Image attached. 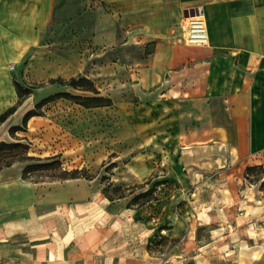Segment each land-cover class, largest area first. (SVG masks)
<instances>
[{
  "label": "crops",
  "instance_id": "obj_1",
  "mask_svg": "<svg viewBox=\"0 0 264 264\" xmlns=\"http://www.w3.org/2000/svg\"><path fill=\"white\" fill-rule=\"evenodd\" d=\"M67 1L0 0V67L39 44L50 18L71 14ZM103 1L124 43L141 48L131 75L141 140L154 146L141 152V177L151 173V155L165 166L158 177L171 186L162 208L192 211L202 207L204 189L221 195L241 187L248 165L264 166V0ZM195 13L205 18L206 44L185 40ZM5 77L0 71V83ZM11 105L0 92V113ZM4 123L0 141L12 136ZM40 190L14 164L0 169V264H141V233L115 234L98 203L50 204ZM239 252L248 264H263L257 245Z\"/></svg>",
  "mask_w": 264,
  "mask_h": 264
},
{
  "label": "rangeland",
  "instance_id": "obj_2",
  "mask_svg": "<svg viewBox=\"0 0 264 264\" xmlns=\"http://www.w3.org/2000/svg\"><path fill=\"white\" fill-rule=\"evenodd\" d=\"M64 8L71 14L50 18L39 44L0 67L6 76L0 83L3 99L7 97L12 105L20 100L17 110L2 124L4 134L9 125H21L24 114L49 95L60 91L92 94L52 79L85 75L112 103L87 107L73 98H57L44 104L16 137L2 136L28 144L30 155L58 154L62 168L84 169L89 176L55 179L53 169L24 175L27 162H15L22 177L41 187L42 202H95L103 223L105 218L108 222L113 219V233H141V264H248L250 259L241 257L239 249L255 245L264 249V208L259 207L264 203V170L247 174L246 167L242 186L231 194L202 190L201 208H162V198L171 186L158 177L165 166L154 163L151 155V173L141 177V152L151 153L154 147L141 140V97L135 93L131 75L141 61V48L124 43L125 34L103 0H68ZM15 81L25 88L21 96ZM235 171L242 174V169ZM236 176L230 174V181L235 183ZM161 180L165 182L155 193L139 195ZM251 183H258L260 191H251ZM155 194L158 200L153 198ZM145 199L149 200L143 204ZM129 211L131 216H127ZM119 213L124 215L118 217ZM261 262L264 264V258Z\"/></svg>",
  "mask_w": 264,
  "mask_h": 264
},
{
  "label": "trees",
  "instance_id": "obj_3",
  "mask_svg": "<svg viewBox=\"0 0 264 264\" xmlns=\"http://www.w3.org/2000/svg\"><path fill=\"white\" fill-rule=\"evenodd\" d=\"M51 82H58L62 85H67L75 89H80L83 91L91 92L92 94H73L68 91H60L55 94L49 95L43 98L36 104V107L33 109L28 110L23 118L21 125H12L9 128V132L13 137H16L15 133L19 130H25L28 124V121L33 116L40 114V108L57 98H73L76 99L79 103L84 106L91 107V106H102V105H109L112 103V99L108 96H105L100 93L99 89L95 85L94 81L85 76L79 75L75 77H71L68 80L63 78L52 79ZM15 89L17 93L21 96L22 92L25 88L17 81L14 82ZM20 104V100L6 108L4 111L0 113V124L6 121L18 108ZM29 145L20 141L10 142L7 140L0 141V169L10 166L15 162H27L24 166L23 173H29L33 170L38 169H53L55 170V179H68V178H78V177H89L84 169L74 168V169H67L61 167V162L58 158V154L49 155L46 157H38L35 155L28 154ZM32 160H35L34 163H30ZM261 168L264 170L262 165H248L247 166V174L254 169ZM146 181V183H148ZM165 182V180L156 181L151 187L139 193L141 196H148L156 192L157 187L159 184ZM155 200L159 199L157 194L153 197ZM149 199H145L143 204L148 201Z\"/></svg>",
  "mask_w": 264,
  "mask_h": 264
},
{
  "label": "built area",
  "instance_id": "obj_4",
  "mask_svg": "<svg viewBox=\"0 0 264 264\" xmlns=\"http://www.w3.org/2000/svg\"><path fill=\"white\" fill-rule=\"evenodd\" d=\"M185 26V40L188 43L206 44L209 35L205 18L201 13L187 16Z\"/></svg>",
  "mask_w": 264,
  "mask_h": 264
}]
</instances>
